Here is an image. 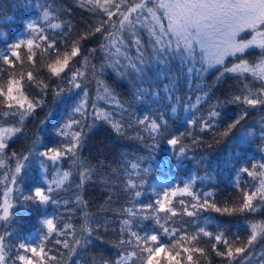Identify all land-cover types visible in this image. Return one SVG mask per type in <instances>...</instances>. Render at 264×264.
Wrapping results in <instances>:
<instances>
[{"label": "snow or ice", "instance_id": "6c2138e0", "mask_svg": "<svg viewBox=\"0 0 264 264\" xmlns=\"http://www.w3.org/2000/svg\"><path fill=\"white\" fill-rule=\"evenodd\" d=\"M81 6H88L93 15H101L104 18L79 34L78 39L72 42L70 50H67L66 43V50L62 53L56 39L50 37L45 27L38 26L34 20H29L26 24L29 33L26 39L9 42L7 34L0 33L5 43L4 50L0 51V78L7 75L6 82H0V104L3 105L0 107V119L9 118L4 121L8 126H0V168L5 166L3 157L10 146L9 141L23 133L25 120L34 115L38 107L45 105L43 97L35 99L25 95L24 77L16 78L17 63H24L22 49L27 50V61L32 64L36 63L34 57L39 49L49 54L55 53L51 62L47 63L49 79L54 77L56 80H66L69 87L52 89L53 106L63 102L65 92L79 90L74 93L76 98L72 100L73 116L66 123H53L54 108H50L40 121L41 127L44 128L51 123L54 135L60 138L55 146L45 143L43 133L38 130L27 154L11 153L10 159L15 160V165L11 169L10 177L6 176L3 182L5 190L3 199L0 200V227L5 229L0 233V264H9V260L12 264H64L61 248L68 250L67 254L71 256L78 249L91 245L94 239L103 240L98 234L100 225L96 224L95 228L89 226L91 217L87 212L83 213L84 224L79 231L69 223L60 227L55 222L56 218H48L45 212L48 205L60 204L65 206L66 212L70 211L67 206L71 202L61 201L54 195L64 188L72 175L71 171H60L62 162L67 160L78 166L80 179L76 187L80 190L85 182L95 175V170L87 167L86 162L81 159L80 150L88 132L97 121L109 124L120 135L124 134L123 121L116 119L110 108L115 106L121 113L127 109L117 98L115 90L102 79V74L107 69H111L119 79L132 81L134 102H144L147 99L149 89L144 86L143 78L148 75L149 69H154L161 79L168 78L171 88L166 83L162 89L168 102L165 110L158 111L155 116L134 117L135 126L147 134L145 137L138 133L135 138L143 141L149 148L156 147L160 142L166 143L172 149L169 160L175 157L178 164L182 162L181 158L186 156L188 146L182 144L185 133L172 134L169 117L165 115V112H170L171 116H176L181 107L179 97H175L176 103H172L178 76L171 72V62L178 60L185 67L189 77L193 72L203 76L210 71H216L215 79L219 81L225 75H233L241 82L240 90L224 100L217 99L215 104L209 106L206 114L196 113L203 103H207L211 88L202 95H197L195 104L182 105L185 112L194 110L190 112L189 118L184 120V124L190 127L199 124L201 132H214L224 118L220 109L225 105H236L240 111L234 119L225 123L223 130L214 132V135L219 137L215 142L219 144L227 138V142L244 151L246 146L258 138L261 142L260 151L264 152V117L261 118L258 129L237 131L243 127L242 121L250 115L248 109H264V0H82ZM50 16L49 9L44 8L42 20L47 23V29H60L61 24L50 22ZM7 19L10 20L11 17ZM138 30L145 32L148 37L147 47L153 53L150 59L145 58V46ZM97 34L101 37L98 47L89 48L85 53L80 42ZM132 49L135 51V58L131 55ZM253 50L257 51L258 55L253 59L247 58ZM97 52L103 54L99 66L92 63V57ZM77 64L81 67H76ZM89 70L96 84L95 97H91L89 92L88 86L92 82L88 79ZM26 79L28 82H36L41 92L47 95L48 85L37 81L32 71L27 73ZM151 95L156 99L160 98L158 91L153 90ZM188 100L190 101L191 97H188ZM97 101H104L109 108H101ZM127 127L132 128L133 123L129 122ZM192 143L199 145L200 139L194 138ZM33 157L38 158L43 182L24 195L20 187L21 176ZM50 167L56 169L53 179H48ZM130 168V172L126 169L128 178L124 180L123 190L131 207L121 209L120 215L127 218L120 221L121 239L117 246L127 244L131 247L135 240V248L118 253L115 260L101 257L97 264H127L133 256L142 259L143 264H197L194 254L208 259V250L199 246L202 238L215 241L211 243V252L226 261V264H251L256 255L260 256L258 264H264V253L254 252L256 244L264 240V221L251 223L246 242H240L238 236L230 242L223 230L214 235L205 226L197 224L195 219L190 222L195 225L191 233L186 228L175 227L171 223L177 216L174 198L178 195L191 197L193 201L188 204L183 199L179 201L183 206L181 214L187 217L195 218L207 211L220 215L261 212L264 209V155L259 161L251 164V169L246 166L238 168L236 186L240 188L242 195L237 204L223 207L218 206L215 200L209 199L213 196L212 192H205L203 199L196 194L192 188L196 177L185 181L183 187L170 188L154 200L142 202L140 198L144 195L142 189L146 183L144 176L151 169H141L139 162L131 163ZM241 174H246L252 181L258 182L253 185L252 190H245L240 186ZM133 176L136 179H133ZM9 183L11 186H8ZM14 192L20 193V207L40 217L38 223L41 229L39 245L21 239L13 245L16 248L15 255L10 256L11 248L6 241L12 233L7 229H17L14 220L17 203H14V197L11 195ZM75 202L87 206V202L80 195L76 197ZM143 221H151L154 228L160 231H146ZM212 222L211 218H204V225ZM133 228H138L139 231H134ZM19 231H27L23 217L20 218ZM141 231L144 235L140 234ZM125 234L129 237L127 240L123 239ZM163 236L170 237L172 242L165 243ZM45 241L53 244V248H48ZM220 244L224 245L223 250L218 247ZM53 252L57 254H51Z\"/></svg>", "mask_w": 264, "mask_h": 264}, {"label": "trees", "instance_id": "16d2710c", "mask_svg": "<svg viewBox=\"0 0 264 264\" xmlns=\"http://www.w3.org/2000/svg\"><path fill=\"white\" fill-rule=\"evenodd\" d=\"M82 0H0V33H6L9 42L20 39L25 30L27 21L34 20L38 26L43 25L47 34L56 39L59 51L62 53L67 43L70 50L71 44L78 39L79 34H82L86 29L92 25L99 23L104 18L101 15H93L89 11L88 6H81ZM44 8H48L51 16L50 22L61 24L60 29H47V23L42 20V13ZM11 17V19H7ZM54 18V19H53ZM29 34V33H28ZM145 46V58L150 59L153 55L151 49L147 47L148 37L145 32L138 30ZM101 42L99 34L82 40L81 47L85 53L89 48L98 47ZM5 48L4 37L0 36V51ZM24 63H17L15 69L16 78L24 77L23 83L26 88L25 95L29 97L40 99L43 97L45 105L38 107L34 115L30 116L24 122V131L21 134L13 137L9 141V148L6 150V155L3 157L5 166L0 168V200L3 199V192L5 190V183L7 177H10L11 169L15 165V160L10 159L11 153L27 154L32 140L35 138L37 131L43 133L44 142L49 143L50 146H55L59 142L58 137L54 135L51 123L47 128L41 127L40 121L44 119L45 114L50 108H54L55 121L53 123H66L73 114L71 112L72 100L74 93L79 92L78 89H73L71 92L63 94L62 100L58 106L52 104V89L56 87L67 89L69 86L66 80H56L54 77L49 79L50 73L47 70V63L51 62L55 53L44 52L43 49L37 50V55L34 57L35 64L27 61L29 53L26 49L21 50ZM101 52H97L92 57V63L100 65ZM131 55L135 58L134 49L131 50ZM258 55L257 51H250L249 59H253ZM76 67H81L77 64ZM159 66L157 65V68ZM29 71L33 72L37 81H43L48 85L47 95L45 96L36 82H28L26 77ZM171 72L178 76V84L173 93L174 99L172 103H176L175 97L180 98V105L177 115L171 116L170 112H165L169 117V125L173 135H179L181 132L185 133L182 139V144L188 146V151L185 157L181 158L182 162L177 163L175 157L171 156L172 149L166 143H158L156 147H146L145 143L136 139L137 134L147 136L146 133L134 124V117H142L143 115L155 116L158 111H164L166 104L165 93L162 91L164 84L168 83L171 88V83L167 77L161 79L154 69H149L148 75L143 78V84L149 89L147 99L144 102H134L132 99V81L119 79L115 76L111 69H107L102 74L104 79L114 90L117 98L124 104L127 111L121 113L118 108L112 106L110 110L116 119L122 120L125 125L123 135L116 133L112 127L102 121H97L95 126L88 132L85 138L83 148L80 150L81 159L86 162V166L95 170V175L89 181H86L82 190L78 189L76 185L79 183L78 166L71 164L65 160L60 166V171H71L72 175L65 183L63 189L54 193L55 197L61 201H70L67 206L70 211H65V206L48 205L45 214L48 218H56L55 222L63 227L65 223L75 226L76 230L84 224L83 213L87 212L91 217L90 227L95 228L96 224L100 225L98 234L103 237V240H93V243L86 248L78 249L74 255L68 256V250L61 248L60 252L64 253L62 257L64 264H97L99 258L115 260L118 253L132 251L135 248V240L129 247L127 244L117 246L121 239V223L126 216L120 215L121 209L131 207L128 203L127 194L124 192V180H126L127 173L132 171L130 164L139 162L142 168H150L151 171L144 176L146 183L142 191L144 195L140 198L142 202H149L154 200L158 195H162L165 190L170 188L183 187L185 181L196 177L192 184L193 190L197 195L203 199L205 192H212L213 196L210 200H215L218 206H232L237 204L242 193L240 188L236 186V172L240 167H249L255 161H259L264 152L260 151V140L257 138L255 142L246 146L244 151H241L235 144L227 142V138L222 143L217 144L215 141L219 139L214 135V132L223 130L226 122L234 119L240 108L236 105H225L221 110L223 119L219 122L220 127L213 131H200V125L195 127L185 126L184 120L189 118V112L183 111L182 105L185 103H196V96L202 95L204 91L211 88L207 103H203L199 107V112L196 114H206L210 105L215 104L217 99L224 100L227 96L240 90V81L233 75H225L221 80L215 79L217 72L210 71L203 76L197 75L195 72L189 75L186 73L185 67L180 64L178 60L171 62ZM134 75V74H132ZM88 79L92 80L91 71H88ZM251 79V78H249ZM7 75L0 78V82H6ZM89 92L91 97L96 96L95 81L89 84ZM155 90L159 92V99L151 95ZM191 97V100H188ZM2 99V98H0ZM101 108H109V105L104 101H97ZM0 107H3L0 104ZM250 115L242 121L243 127L237 131H243L247 128L258 129L259 122L264 117V109H248ZM9 118L0 119V126H8L4 121ZM92 118H89L91 120ZM11 122V121H9ZM129 122L133 123L132 128H128ZM191 135H188V133ZM194 138H199V145L192 143ZM151 144V141L148 140ZM178 150V149H177ZM142 158V159H141ZM56 173L55 168H49L48 179H53ZM136 179L135 176L132 177ZM42 173L39 168V161L37 157H33L28 162V167L23 170L21 176L20 187L23 189V194H29V191L35 186L42 184ZM258 182L252 181L246 174H241L240 186L245 190H252L253 185ZM8 186H11L9 183ZM14 203H17L14 220L17 224V229L14 231L9 228L7 231L12 235L7 238V243L11 248L10 256H14L16 248L13 246L21 239L31 241L33 235H36V244L40 243V229L41 225L38 223L40 217L34 216L30 210L23 209L18 203L20 193L14 192ZM80 195L83 200L87 202V206L83 203L77 204L76 197ZM183 199L186 204L192 203L191 197L177 196L174 198V206L177 211V216L172 219V226L184 227L189 233L194 231L195 225L190 222L195 219L197 224L205 226L208 230L217 234L223 230L227 239L232 242L234 237L238 236L240 242H246L250 234V225L253 222L264 221V209L258 213L251 214H234V215H220L215 212L207 211L200 214V216L192 218L182 215L183 206L179 201ZM163 215V214H162ZM23 217L26 222L27 231L21 233L19 231L20 218ZM212 219V224L204 225V218ZM163 222V221H162ZM145 230L148 232L160 231L154 228L151 221L142 222ZM134 231H139L138 228H133ZM5 229L0 227V233ZM141 235L144 232L141 231ZM71 239V237H68ZM129 237L124 235L123 239L127 240ZM165 243H171V238L168 236L162 237ZM214 240L209 238H202L199 246L205 247L208 250V259H205L199 254H194V260L197 264H226V261L220 257H216L211 252V243ZM48 248H53V244L45 241ZM218 247L223 250L224 245L220 244ZM255 253H264V240L259 241L255 248ZM137 253L139 250L137 249ZM51 254H57L55 252ZM146 256V254H144ZM259 255L252 258L251 264H258ZM9 264L12 261L9 260ZM18 264V262H17ZM127 264H143L142 259H137L133 256L127 261Z\"/></svg>", "mask_w": 264, "mask_h": 264}, {"label": "rangeland", "instance_id": "374dc122", "mask_svg": "<svg viewBox=\"0 0 264 264\" xmlns=\"http://www.w3.org/2000/svg\"><path fill=\"white\" fill-rule=\"evenodd\" d=\"M28 36H29V34H28V31L26 30V25H25V30H24L23 34L21 35L20 39H26V38H28ZM65 93H66L65 95L68 94V92H65ZM4 127H6V126H4ZM35 238H36L35 236L32 237L31 242H34L35 243L36 242Z\"/></svg>", "mask_w": 264, "mask_h": 264}]
</instances>
